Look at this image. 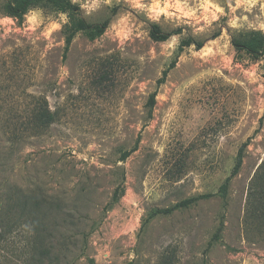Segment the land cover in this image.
Listing matches in <instances>:
<instances>
[{
	"label": "rangeland",
	"instance_id": "374dc122",
	"mask_svg": "<svg viewBox=\"0 0 264 264\" xmlns=\"http://www.w3.org/2000/svg\"><path fill=\"white\" fill-rule=\"evenodd\" d=\"M72 2L108 26L78 33L65 57L64 14L0 13V264H264V213L248 201L264 162V54L230 43L264 33V0ZM153 24L170 37L153 41ZM188 38L201 48L179 50Z\"/></svg>",
	"mask_w": 264,
	"mask_h": 264
},
{
	"label": "trees",
	"instance_id": "16d2710c",
	"mask_svg": "<svg viewBox=\"0 0 264 264\" xmlns=\"http://www.w3.org/2000/svg\"><path fill=\"white\" fill-rule=\"evenodd\" d=\"M43 8H49L53 11L64 14L67 18V22L63 25L62 28V34L64 37L63 57L67 55L71 43L74 37L78 33L83 34V36L87 40L93 41L98 37L102 36L108 26L107 20L101 23H94V24L86 22L81 16L80 8L75 3H73L72 0H0V13L4 17L14 19L18 22H21L28 12L34 9H43ZM149 36L155 42H163L170 37V34L163 33L156 24H153L150 28ZM230 43L233 49L237 53L243 52L252 60H258L264 54V33L260 31L237 33L236 35L231 36ZM191 45H195L196 48L199 49L201 48L202 43L194 42V40L190 38L184 39L180 42L179 50H182L183 48L189 47ZM174 65H175V61L171 62L168 69L162 73V77L157 81L158 85L164 82L167 72L169 71V69L173 68ZM155 98H156V91H154L148 96L145 104L149 117L151 116L152 110L155 106ZM40 117L45 121L46 124L49 121H51L53 118L52 116H47L45 118L43 114H41ZM246 146H247V142L243 143L239 148L236 155L235 164L231 170L230 175L224 180L222 185L219 187V193L222 199H225L226 197L227 188L230 179L238 173L242 165L243 151ZM135 150H136V145L131 150L123 152L121 154L120 160L121 161L126 160L130 156V154L133 153ZM258 169L259 172L255 175L252 181L248 196V201L249 202L251 201L250 205L252 206V208L257 207V209L255 210L253 209L251 212L252 217L256 221L261 220L262 216L260 211L264 213V198L259 200L258 203L255 202L257 196H261L264 194V162L259 166ZM211 196L212 194H203L197 197H192L182 200L174 204L172 207L155 211L154 213H152V216L156 214H170L175 210H178L180 208H186L194 204L198 200L206 199ZM117 197H118V190H116L113 193L112 199L115 200ZM254 203L255 204L257 203V206H254ZM221 228H222V222H221V227L217 229L211 241H215L219 237ZM211 241L209 242L208 246H210Z\"/></svg>",
	"mask_w": 264,
	"mask_h": 264
}]
</instances>
